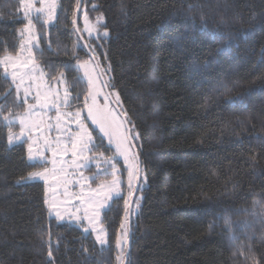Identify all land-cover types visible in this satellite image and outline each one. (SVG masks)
I'll list each match as a JSON object with an SVG mask.
<instances>
[{
	"label": "trees",
	"instance_id": "trees-1",
	"mask_svg": "<svg viewBox=\"0 0 264 264\" xmlns=\"http://www.w3.org/2000/svg\"><path fill=\"white\" fill-rule=\"evenodd\" d=\"M79 3L60 0L38 60L83 103L76 66L91 56L75 28ZM88 6L108 38L84 35ZM27 23L21 0H0V58L19 53ZM79 24L138 134L143 176L128 264H264V0H85ZM22 109L0 66V264H124L125 200L105 213V247L52 218L44 183L27 182L40 166L26 143L8 142L5 118Z\"/></svg>",
	"mask_w": 264,
	"mask_h": 264
},
{
	"label": "rangeland",
	"instance_id": "rangeland-1",
	"mask_svg": "<svg viewBox=\"0 0 264 264\" xmlns=\"http://www.w3.org/2000/svg\"><path fill=\"white\" fill-rule=\"evenodd\" d=\"M33 3L34 8L43 7L44 11L37 13L33 9L27 17L25 16L28 21L31 19L32 24L29 25L27 23L26 27L20 32L19 53L15 56H4L14 58L15 62L20 65L27 63V67L22 66L20 72H27L33 77V79L29 80L26 76L24 83L20 85L19 93H17L16 86L11 80L13 69L11 64L7 65V78L11 80L19 105L23 108L19 113L13 110L10 111L5 118V123L9 128L8 142L11 147L26 143L28 160L30 163L40 166V169L32 174L45 172L47 169L45 176L42 178H34L30 174L27 182L44 183L51 217L59 222L76 224L83 231L88 229L84 233L93 236L95 240L97 235H102L105 239V244L103 245L105 247L108 245V231L104 223L105 213L110 210L115 200L121 198L125 200V208L129 211L138 179L133 180L130 189L128 171L131 167H134L138 173V161L132 144L127 153L128 159L125 160L116 150L115 138L112 143H109L108 137L100 132L99 126L93 124L91 119L88 118L85 98L83 103L80 97L74 100L71 87L64 74L63 77L58 74L56 78H52L40 64L38 60V53L41 51L40 39L43 35L51 36L50 31L59 19L60 0H43V3H41V0H33ZM53 5L54 7L50 11L49 6ZM95 7L91 6L89 8L88 6L84 8L82 12V31L90 40L108 38L110 33L104 28L105 20L95 13ZM25 11L26 9L23 6V12L25 13ZM105 32H107V36H105ZM78 46L81 47L80 45ZM80 64H83L84 67H77ZM0 66L4 71L5 65L0 64ZM77 66L79 70L77 82L79 84L80 82L86 83L88 94L85 96L88 97L87 103H92V98L89 95L91 92L92 96L96 98V103L101 108L107 105L108 110L112 111L114 115H118L117 123L124 122L116 107L117 105L121 110L124 109L123 100L117 91L111 93L113 100L110 99L94 59L92 57H83L77 61ZM100 67L106 82H109L111 79L110 69L103 65H100ZM85 72L93 80L91 85L88 82V76H85ZM19 83L20 81L17 80L16 84ZM80 86L85 88L83 84H80ZM25 89H28L29 94L27 97H25ZM66 89L69 94L68 106L63 104ZM37 93L40 94V104H46V106L37 105L32 112H29V105L37 104L34 99ZM97 93L99 94L97 95ZM117 96L119 102H117ZM54 105L59 106L61 115L59 123L56 120L57 110ZM77 111L80 112L79 122L83 123L92 136V143L88 145L87 149L81 148V142L77 136V133H82L75 116ZM21 118L25 120L24 125L20 123ZM22 127L23 134H21ZM124 129H127L125 123L121 132ZM10 136L11 142L9 140ZM133 136L136 140L138 139L137 133H133ZM98 137L106 140L105 146L102 145ZM73 143L77 144L75 149L73 148ZM29 145L32 146V159L29 157ZM108 146L114 150L115 154L107 152ZM73 152L76 155H73ZM37 153H41L42 158ZM119 162L123 163V167ZM112 164H115L117 169L115 175L112 174ZM124 172L126 175H124ZM114 180L119 181V183L115 184L114 191L119 192L121 196L120 198L107 199L113 190ZM101 204L104 207L101 208ZM133 211L136 215L138 211L137 204L135 208L133 207ZM57 213H59V216H57ZM60 217L63 219H60ZM122 225L123 228H121L118 238L120 243L119 245L117 244L120 259L123 258L124 250L127 249L129 242L127 221L124 220ZM97 243L99 244L98 241ZM99 246L102 247L100 244Z\"/></svg>",
	"mask_w": 264,
	"mask_h": 264
},
{
	"label": "snow or ice",
	"instance_id": "snow-or-ice-1",
	"mask_svg": "<svg viewBox=\"0 0 264 264\" xmlns=\"http://www.w3.org/2000/svg\"><path fill=\"white\" fill-rule=\"evenodd\" d=\"M22 5L24 6V8L26 9L25 11V16L27 17L29 15V13L34 9L37 13H41L44 11V8H34V3L33 0H21ZM41 3H43V0H41ZM54 7L53 6H49V10L51 11V8ZM29 25L32 24L31 19H29L28 21ZM215 35V33H214ZM105 36H107V32H105ZM222 51L227 50L225 49H221ZM0 64L5 65V77L8 76V71H7V65L11 64V67L13 69L12 73H11V80L12 82L15 84L16 89H17V93H19V89H20V85H22L24 83L25 77L27 76V78L29 80L33 79V77L31 75H29V73L25 72V73H21L20 72V68L23 67H27V63L20 65L17 64L14 60V58L12 57H4L2 59H0ZM77 67L79 68H83L84 65L80 64ZM85 76H88V82L91 85L93 83V80L91 78V76L88 75L87 72H85ZM61 77H63V73H61ZM19 80L20 83L16 84V81ZM107 86V85H105ZM28 89H25V97H27L28 95ZM99 93H97L98 95ZM89 95L92 98V103L89 104L87 103L88 101V97H85V107L87 108V113H88V118L91 119L93 124H96L99 126V130L101 133H103L105 136L108 137L109 139V143L113 142V139L115 138L116 140V150L117 152L122 155L124 157L125 160L128 159V151L131 147V141L133 139H135L134 136L131 135V130L130 129H124L123 132H121V129L123 128L124 123H126L127 121L121 122V123H117L119 117L118 115H114L112 111L108 110L107 105H105L104 108H101L97 103H96V98L95 96H92L91 92L89 93ZM78 98V97H77ZM34 99L36 100L37 104L36 105H29V112H32V110L37 106H41V107H45V105H41L40 104V94L37 93L36 97H34ZM107 99V97H106ZM25 102H27L25 100ZM117 102H119V98L117 96ZM69 103V94L67 89L65 90V96H64V100H63V104L65 106H68ZM242 103V101H241ZM56 107L57 110V115H56V120L59 123V121L61 120V115H60V111H59V106L58 105H54ZM126 115V114H125ZM75 116L77 118V121L79 123V127L82 130V133H77V136L80 139L81 142V148L82 149H87L88 145L92 143V136L91 133L87 131V129L85 128V126L83 125V123L79 122V117H80V112L77 111L75 113ZM20 123L21 125L25 124V120L23 118L20 119ZM21 134H23V127L21 129ZM86 137V139H85ZM9 140L11 142V136L9 137ZM77 147L76 143H73V148L75 149ZM28 152H29V157L30 159L33 158L32 156V146L29 145L28 148ZM38 156H41L42 158V154L41 153H37ZM55 155V153H54ZM73 155H76L75 152H73ZM53 163H55V161H53ZM112 169H113V175H115L117 169L115 168V164H112ZM47 172V169L45 170V172H37L32 174L34 178H42L45 176V173ZM138 179V173L136 171V169L134 167H131L128 171V184H129V188L131 189L132 186V182L133 180ZM119 183L118 180H114L113 181V190L111 191V194L107 197V199H112V198H120L121 194L117 191H114V186L115 184ZM103 187V186H101ZM126 206H127V202H126ZM100 207H104L103 204L100 205ZM256 206H254L255 209ZM57 216H59V213H57ZM60 219H63L62 217H60ZM121 227L123 228V225H121ZM85 232L88 231V229H84ZM96 240L99 242V244L103 247V245L105 244V239L103 238L102 235H97L96 236ZM120 241L119 239L117 240V244L119 245ZM49 256H51V252H49Z\"/></svg>",
	"mask_w": 264,
	"mask_h": 264
},
{
	"label": "water",
	"instance_id": "water-1",
	"mask_svg": "<svg viewBox=\"0 0 264 264\" xmlns=\"http://www.w3.org/2000/svg\"><path fill=\"white\" fill-rule=\"evenodd\" d=\"M84 4H85V0H80L79 6H78V9H77V12H76V17H75V28H76V31H77L78 35L82 39H83V37H82L81 31H80L79 17H80L82 9L84 7ZM83 42H84V44H85V46H86V48L88 50V53L90 54V56L95 61L96 67L98 69V72L100 74V77L102 79L104 87H105L110 99L113 100L111 92H110V89H109L108 84H107V82H106V80L104 78V75L102 73L101 67H100L96 57L93 55V53L90 51V49H88V46H87L86 42L84 41V39H83ZM105 85H107V86H105ZM116 107L119 110L123 121H127L125 123L126 128L131 130V127H130V125L128 123L127 117L125 116V114L122 112V110L117 105H116ZM131 135L133 136L132 130H131ZM131 144L133 146V149H134L137 161H138V180H137L135 191L133 193V196H132V199H131V202H130V208H129V242H128V246H127L126 258H125L124 264H128L129 258H130L131 246H132V240H133V238H132V230H131V223H132V217H133V207H134V203H135V200L137 198V195H138V193L140 191V187H141V183H142V176H143V167H142V163H141L140 158H139V154H138V152L136 150V147H135L134 139L131 141Z\"/></svg>",
	"mask_w": 264,
	"mask_h": 264
},
{
	"label": "bare ground",
	"instance_id": "bare-ground-1",
	"mask_svg": "<svg viewBox=\"0 0 264 264\" xmlns=\"http://www.w3.org/2000/svg\"><path fill=\"white\" fill-rule=\"evenodd\" d=\"M76 17V16H75ZM78 34V33H77ZM79 36V35H78ZM80 37V36H79ZM80 39L82 40V42H83V39L80 37ZM85 41V40H84ZM83 44H84V42H83ZM84 46H85V44H84ZM85 48H86V46H85ZM87 49V48H86Z\"/></svg>",
	"mask_w": 264,
	"mask_h": 264
}]
</instances>
